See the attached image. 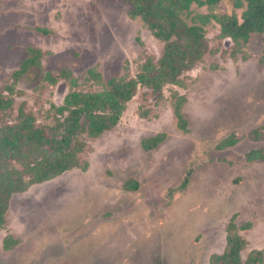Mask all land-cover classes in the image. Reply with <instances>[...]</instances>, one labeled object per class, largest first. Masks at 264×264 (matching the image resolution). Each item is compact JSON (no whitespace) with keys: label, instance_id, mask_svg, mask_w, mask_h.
Returning a JSON list of instances; mask_svg holds the SVG:
<instances>
[{"label":"rangeland","instance_id":"obj_1","mask_svg":"<svg viewBox=\"0 0 264 264\" xmlns=\"http://www.w3.org/2000/svg\"><path fill=\"white\" fill-rule=\"evenodd\" d=\"M235 3L221 0L212 12L241 20L245 6ZM130 9L127 0H0V88L13 86L29 47L47 52L42 67L54 74L68 68L82 81L95 67L105 82L126 72L135 78L148 56H162L164 43ZM191 10L211 12L195 4ZM204 28L202 61L160 95L148 98L139 87L118 125L88 140L86 170L12 197L0 264H209L224 250L231 220L251 224L239 232L243 257L264 254V161L247 159L264 151V140L248 137L264 126V33L252 34L245 56L232 58L224 53L231 41L217 38L219 25L211 20ZM42 77L32 69L14 85L15 106L26 103L38 125L51 127V105L62 104L70 83L45 86ZM179 96L186 130L174 113ZM160 133L162 144L143 148V139ZM231 134L244 137L218 149ZM129 179L135 191L124 187ZM9 235L19 242L5 249Z\"/></svg>","mask_w":264,"mask_h":264},{"label":"trees","instance_id":"obj_2","mask_svg":"<svg viewBox=\"0 0 264 264\" xmlns=\"http://www.w3.org/2000/svg\"><path fill=\"white\" fill-rule=\"evenodd\" d=\"M127 2L131 5L129 16L139 18L155 38L164 43L162 56L159 59L148 56L135 78H130L126 72L105 82L95 67L87 70L82 81L68 68L54 74L42 67L41 61L47 52L29 47L27 57L11 76L13 86L0 88V229L6 224L10 201L15 194L24 193L34 185L73 169H87L88 163L82 161L81 155L86 151L88 140L96 139L118 125L127 103L139 87L145 90L144 95L148 98L160 95L166 84H178L184 72L202 61L208 51L204 26L211 20L219 25L217 38L231 41V48L224 53L228 52L232 58L245 56L244 48L252 34L264 33V0H236V7L245 6L241 20L234 14L212 12L221 0ZM194 4L207 7L210 14L192 16ZM260 62L264 64V52ZM32 69H38L43 75L42 85H55L61 78L70 83V91L62 104H52L48 113L55 119V126L38 125L36 114L26 107V103L15 106L14 85ZM184 103L185 98L179 96L174 104V113L182 130L187 127ZM243 137V134H231L220 141L217 148L235 146ZM248 137L252 141L264 140V126L249 132ZM165 139V134L160 133L143 139L142 146L153 150ZM247 159L264 161V151H252ZM124 187L135 191L138 183L129 179ZM250 227L249 222L237 226L231 220L226 229L225 248L221 253L212 254L209 264H263L262 251L253 250L243 257L246 241L239 232ZM18 242L9 235L4 240V248L11 249Z\"/></svg>","mask_w":264,"mask_h":264}]
</instances>
